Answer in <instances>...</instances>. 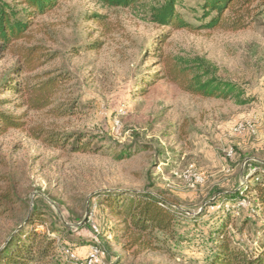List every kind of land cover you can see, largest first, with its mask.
I'll use <instances>...</instances> for the list:
<instances>
[{
	"label": "rangeland",
	"instance_id": "obj_1",
	"mask_svg": "<svg viewBox=\"0 0 264 264\" xmlns=\"http://www.w3.org/2000/svg\"><path fill=\"white\" fill-rule=\"evenodd\" d=\"M203 2L176 5L197 26ZM95 15L104 17L103 26ZM31 35L32 45L54 57L37 73L70 78L55 104L78 111L57 119L48 110L20 107L18 96L1 86L16 79L17 58L0 53V100L8 101L0 110L26 122L0 138V172L16 179L23 200L11 218L0 217V250L25 228L55 238L61 264H80L92 247L103 254L98 264H209L215 253L210 233L231 206L233 241L250 249L264 242V214L251 196L236 195L264 168V14L239 31H189L99 0H60L34 18ZM163 55L213 62L222 78L244 91L246 104L233 96H193L161 79ZM33 75L20 73L19 84ZM34 127L82 134L92 151L47 147L30 135ZM113 193L167 200L180 244L124 251L110 235L117 221L105 200ZM32 211L41 218L27 224Z\"/></svg>",
	"mask_w": 264,
	"mask_h": 264
},
{
	"label": "trees",
	"instance_id": "obj_2",
	"mask_svg": "<svg viewBox=\"0 0 264 264\" xmlns=\"http://www.w3.org/2000/svg\"><path fill=\"white\" fill-rule=\"evenodd\" d=\"M59 1L0 0V53L9 52L18 61L14 71L16 79L10 78L8 83L1 86H7V89L18 96L20 107L31 111L48 110L57 119L74 116L78 111L77 107L55 104L62 85L70 78L37 73L54 57L43 46L32 45L34 38L31 31L34 18L53 10ZM99 1L109 8L131 9L142 20H148L152 24L189 31L212 30L218 27L239 31L248 28L264 14V0H204L200 7V24L194 26L177 9L176 0ZM94 19L99 25L104 24V17L101 15H95ZM160 59L161 79H168L184 92L203 98L226 99L233 96L238 104H246L242 100L244 91L222 78L213 62L201 57L184 58L171 55H163ZM22 72L34 75L32 78L25 77L19 84V74ZM7 102L0 100V106ZM24 119L22 115L0 110V138L11 130L24 129ZM29 132L33 139L50 148H69L70 153L92 151L91 142L82 134H66L44 127H34ZM239 194L241 198L251 196L257 210L264 214V168L248 177L245 187L236 193ZM105 201L111 217L117 221L110 235L117 239L124 251L157 252L169 242L180 244L175 238L177 217L167 200L150 193H113L108 194ZM22 202L16 179L0 172V217L11 218ZM231 208L223 211L225 216L220 227L210 233L209 241L214 244L215 253L209 264H264L263 241L254 242L257 247L252 249L247 243L242 246L233 241V236L228 231L232 222L230 215L234 209L232 206ZM40 218L36 211H32L27 224ZM247 222L248 220L244 223ZM56 249L55 238L41 235L35 229L22 228L0 250V264H61Z\"/></svg>",
	"mask_w": 264,
	"mask_h": 264
},
{
	"label": "built area",
	"instance_id": "obj_3",
	"mask_svg": "<svg viewBox=\"0 0 264 264\" xmlns=\"http://www.w3.org/2000/svg\"><path fill=\"white\" fill-rule=\"evenodd\" d=\"M69 256H71L72 258H75V256L71 253H69ZM102 254V252L97 248V247H92L90 249V253L88 255V257L80 262V264H98L99 263V257ZM103 255V254H102Z\"/></svg>",
	"mask_w": 264,
	"mask_h": 264
}]
</instances>
